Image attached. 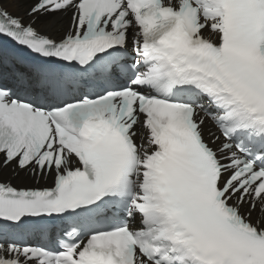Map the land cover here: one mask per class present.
<instances>
[{
    "label": "snow or ice",
    "instance_id": "snow-or-ice-1",
    "mask_svg": "<svg viewBox=\"0 0 264 264\" xmlns=\"http://www.w3.org/2000/svg\"><path fill=\"white\" fill-rule=\"evenodd\" d=\"M0 37V264H264V0H0Z\"/></svg>",
    "mask_w": 264,
    "mask_h": 264
},
{
    "label": "bare ground",
    "instance_id": "bare-ground-1",
    "mask_svg": "<svg viewBox=\"0 0 264 264\" xmlns=\"http://www.w3.org/2000/svg\"><path fill=\"white\" fill-rule=\"evenodd\" d=\"M9 10H11V12H13V13H15V14L17 13L14 7H10ZM64 23H65V24L67 23V16L64 17ZM39 26H42L43 29H44V31H48V30L45 28L44 23H42V22H41V23H38V24H37V27H39Z\"/></svg>",
    "mask_w": 264,
    "mask_h": 264
},
{
    "label": "rangeland",
    "instance_id": "rangeland-1",
    "mask_svg": "<svg viewBox=\"0 0 264 264\" xmlns=\"http://www.w3.org/2000/svg\"><path fill=\"white\" fill-rule=\"evenodd\" d=\"M9 11H11V10H9ZM15 14V13H14ZM16 14H20V15H22V13H16ZM35 26H37V25H35Z\"/></svg>",
    "mask_w": 264,
    "mask_h": 264
}]
</instances>
